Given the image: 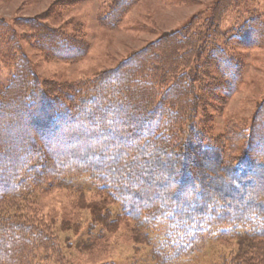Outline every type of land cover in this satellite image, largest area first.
<instances>
[{
    "label": "trees",
    "instance_id": "obj_1",
    "mask_svg": "<svg viewBox=\"0 0 264 264\" xmlns=\"http://www.w3.org/2000/svg\"><path fill=\"white\" fill-rule=\"evenodd\" d=\"M135 1L113 0L101 24L116 26ZM22 22L51 58L76 61L87 51L75 36ZM196 23L71 83L40 80L28 60L16 61L0 90V264H45L60 254L51 223L29 208L37 193L71 189L79 176L101 196L87 205L91 228L131 223L154 264L191 259L220 235L237 248L214 264H264V99L249 127L205 142L194 123L209 104L200 97L233 94L242 64ZM263 40L257 17L228 37L242 46Z\"/></svg>",
    "mask_w": 264,
    "mask_h": 264
},
{
    "label": "rangeland",
    "instance_id": "obj_2",
    "mask_svg": "<svg viewBox=\"0 0 264 264\" xmlns=\"http://www.w3.org/2000/svg\"><path fill=\"white\" fill-rule=\"evenodd\" d=\"M221 1L224 3L218 6ZM112 2L0 0V90L9 84L14 65L22 57L28 60L40 80L71 83L115 67L165 33L181 30L186 34L191 22H197L213 38L214 46L225 48L242 64L237 88L226 98H207V93L201 91L204 86H197L196 91L200 96L203 94L200 98L209 99L206 110L202 106L197 108L194 123L198 132L205 142L215 143L230 128L251 125L264 99V40L253 46H242L229 43L228 37L232 30L253 17L264 27V0H137L116 26L107 27L101 24L100 17L108 12ZM213 12L217 15L208 28L203 23ZM25 19H35L65 35L75 36L87 45V51L76 61L51 58L35 46L31 31L23 25ZM213 26L217 28L216 35L211 33ZM205 58L203 54L201 61ZM74 179L75 186L71 189L40 192L31 200L29 210L51 223L60 252L45 264H154L147 255L149 248L132 231L131 223L121 221L111 230L102 229L99 223L91 228L94 221L87 205L100 201L101 196L90 180L81 176ZM108 208L113 215L117 214V207ZM154 229L161 238L165 227ZM233 241L228 243L220 235L218 239H210L191 259L171 264H214L222 254L236 251Z\"/></svg>",
    "mask_w": 264,
    "mask_h": 264
}]
</instances>
